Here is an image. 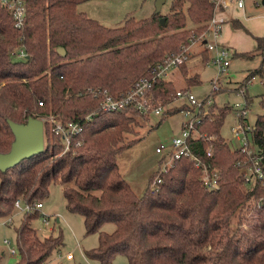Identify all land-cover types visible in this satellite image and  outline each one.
Instances as JSON below:
<instances>
[{"label": "trees", "instance_id": "trees-1", "mask_svg": "<svg viewBox=\"0 0 264 264\" xmlns=\"http://www.w3.org/2000/svg\"><path fill=\"white\" fill-rule=\"evenodd\" d=\"M83 1L25 0L21 27L0 2V152L9 151L15 139L10 120L27 122L30 116L38 117L40 109L66 120L81 118L99 106L90 87L127 90L139 76L149 74L153 64L189 41L190 24L198 31L206 28L214 10L211 0H172L166 14L130 16L122 25L110 27L79 10ZM235 25L244 27L238 20ZM255 38L256 51L264 54V35ZM17 45L26 49L24 58L11 53ZM60 48L66 50L64 55ZM256 73L264 81L263 63L246 78ZM184 74L189 83L197 80ZM153 92L155 103H168L176 88L163 77ZM183 107L172 106L164 116ZM129 112L138 113L131 108L100 110L84 124L83 143L62 154L61 137L45 121V150L0 168V217L13 212L19 197L43 201L56 181L63 186L68 208L84 217L86 232L99 233L98 246L86 255L101 264H112L118 254L125 255L128 264H264V186L252 191L242 187L235 164L242 153L220 136L228 108L203 116L198 123L201 131L216 137L211 160L221 169L220 187H206L201 169L183 157L162 174L157 188L150 180L141 195L117 161L118 142L131 127ZM255 124L264 144V113ZM209 142L194 141L196 152L204 155ZM252 199L261 200V205L246 214ZM38 214L39 210L26 212L21 218L16 264H43L61 251L62 234H37L31 219ZM108 222L115 224L112 231L104 229Z\"/></svg>", "mask_w": 264, "mask_h": 264}, {"label": "rangeland", "instance_id": "rangeland-1", "mask_svg": "<svg viewBox=\"0 0 264 264\" xmlns=\"http://www.w3.org/2000/svg\"><path fill=\"white\" fill-rule=\"evenodd\" d=\"M171 3L172 0H165L158 8L157 0H85L78 5V8L106 26L114 27L122 25L130 16L141 19L150 17L158 11L161 14H166L171 10ZM262 4L263 6L252 11L253 14L256 13L253 22L260 26L264 25V3ZM189 27H191L190 35L198 31L194 24H190ZM205 29L197 33H202ZM242 37L244 44L247 45L249 36L242 35ZM194 54L195 51L186 61L187 68H182L184 72L193 70L200 75V81L190 86L191 91L198 99H204L212 92L213 79L219 77L220 89L213 95L214 103L217 106V111L221 108H228L220 136L227 139L232 147H239L241 141L234 131V126L239 120L235 115L233 106L237 101L244 103L248 99L251 112L246 122L251 125L255 124L259 114L264 113V81L261 78V73H256L257 78L252 83L247 84L244 94L239 93L238 90L247 75L264 63V54L250 51L233 55L231 63L224 72L220 71L214 64H207L201 55ZM182 70L181 66H174L170 69L168 78L174 81L176 88L183 85ZM191 77L198 79L197 74H192ZM176 103H179V100ZM37 112L39 113L38 117L45 121L46 114L41 109ZM128 115L132 118L130 120L131 127L129 130L123 131L122 140L118 142L117 146L120 149L117 154V161L123 176L131 183L135 192L141 195L149 181L154 180V172L161 157V153L156 150L157 146L161 143L166 145L171 143L173 138L181 132L183 122L188 116L183 110H177L165 116L156 113L150 116H142L133 112H129ZM161 119L162 121H160ZM252 134V132L249 133L251 139ZM49 188V195L43 199L42 212L39 211V214L36 218L31 219V222L40 237L62 234L64 243L61 251H55L43 264H101L97 259L86 255L87 250L98 246L99 233L86 232L84 217L68 208L64 189L60 182H52ZM248 204L243 211L246 214H250L253 212L252 208L258 206L256 199L249 200ZM25 214V211L14 207L10 215L0 217V264H16L17 262L18 252H13L12 248H17V228ZM45 214L50 216V223L48 224L44 222ZM57 216L59 221L56 219ZM10 217L12 219L7 220ZM236 221L235 217L233 220L234 228L237 225ZM114 227L115 224L112 222L104 225V229L108 231H112ZM6 239L10 242H7ZM69 252L73 254V257L67 256ZM112 264H128L127 257L118 254L113 259Z\"/></svg>", "mask_w": 264, "mask_h": 264}, {"label": "built area", "instance_id": "built-area-1", "mask_svg": "<svg viewBox=\"0 0 264 264\" xmlns=\"http://www.w3.org/2000/svg\"><path fill=\"white\" fill-rule=\"evenodd\" d=\"M214 4V10L211 19L202 33L193 32L189 36V41L183 43L178 51L167 53L163 60L153 64L149 74L139 76L135 82L124 91H112L108 87H90V92L99 101V106L83 115L79 119L66 120L54 111L45 113L46 119L54 134L59 135L62 139L63 149L61 154L66 151H72L83 143V138L80 137L84 124L94 120L97 113L101 111H113L124 108L137 110L138 114H146L150 116L153 113L164 115L166 110L172 106H184L182 110L188 118L183 122L181 132L176 135L171 143H161L156 150L161 153V157L157 163L154 180L151 186L157 188L162 182V174L173 166L180 158L187 157L193 160L194 165L201 169L202 182L209 189H217L221 185V169L213 163V143L214 134L208 135L207 132L201 131L198 123L202 117L217 111V106L214 103V93L220 89L218 84L219 77L213 79L212 92L204 98L198 99L189 87L176 88V92L172 100L168 103L154 102V84L159 78H167L170 69L174 66H180L188 61L195 51V46L204 45L205 50L210 52L206 62L214 64L220 71L227 70L231 63V57L234 55L233 49L220 42L219 37L223 30L225 16L221 13L233 7L244 8L246 0H211ZM12 13L15 20V25L21 27L24 24L26 16L25 0H0ZM263 0H256V4L261 5ZM211 37V39H210ZM196 44V45H195ZM11 53L18 57L24 58L27 55L26 49L23 46H14ZM257 78L253 74L245 79V82L238 88L239 93H245L247 84L252 83ZM263 80V79H262ZM246 88V89H245ZM247 98V97H246ZM179 100L178 105L175 104ZM174 101V103H173ZM43 104V101H39ZM214 108V109H213ZM233 109L238 118L237 125L234 126L237 138L241 141L239 149L241 156L235 161L238 166V178L242 182V187L246 191H252L257 185L264 186V144L258 139L256 124L251 125L246 122L251 112L248 99L242 103L237 101ZM131 111V110H130ZM44 121V122H45ZM252 132L253 137L250 138L249 133ZM210 141L205 148V154L201 155L196 152L197 148L194 141L196 140ZM227 140V139H226ZM228 141V140H227ZM229 143V141H228ZM230 144V143H229ZM257 200V199H256ZM257 204L261 205V200H257ZM44 206L42 200L30 202L22 197L15 201V207L25 212H33L39 210L42 212ZM12 217L7 220H11ZM44 222L50 223V216L45 214ZM7 242L10 240L6 239ZM13 252L17 251L16 247L12 248ZM73 257L71 252L67 255Z\"/></svg>", "mask_w": 264, "mask_h": 264}, {"label": "crops", "instance_id": "crops-1", "mask_svg": "<svg viewBox=\"0 0 264 264\" xmlns=\"http://www.w3.org/2000/svg\"><path fill=\"white\" fill-rule=\"evenodd\" d=\"M264 2V1H263ZM263 6V4L258 5L256 4V0H246V5L244 8H239V7H233L232 9H228L226 11H223L221 14L225 16V22L223 25V30L222 33L219 37L220 42L223 44H226L230 46L233 51L235 52L234 55H240L245 52H250L254 51L256 52V47H257V41L255 36L264 35V25L262 24L257 25L255 22H253L254 16L256 13H252V11L259 7ZM240 21L244 24V27H239L235 25V21ZM242 35H247L249 36V43L244 44L243 42V37ZM195 54L194 55H201L203 57V60L206 62V54L209 55L210 52L208 53L207 50H205L204 45H196L195 47ZM193 55V56H194ZM264 64V63H263ZM184 68V67H183ZM187 68V66H186ZM182 70V67H181ZM183 71V70H182ZM189 71V69H188ZM195 75L197 74L198 79L193 82L189 83L186 79V75L184 74V80H183V85H180V87H189L194 84L198 83L200 81V75L198 72H194L193 70L191 72H187V76H192V74ZM257 76V75H256ZM263 79V77L261 76ZM170 79V78H169ZM174 84V81L170 79ZM176 88V86H175ZM176 104V102H175ZM178 105V103L176 104ZM57 221H59V217L57 216Z\"/></svg>", "mask_w": 264, "mask_h": 264}, {"label": "water", "instance_id": "water-1", "mask_svg": "<svg viewBox=\"0 0 264 264\" xmlns=\"http://www.w3.org/2000/svg\"><path fill=\"white\" fill-rule=\"evenodd\" d=\"M164 1L157 0L158 8H160ZM161 21L164 23V16L161 17ZM59 50L63 55L66 52L64 48H60ZM10 125L15 134V139L9 151L0 152V168L3 170L18 164L25 158L43 152L46 148L43 119L30 116L27 122L10 120Z\"/></svg>", "mask_w": 264, "mask_h": 264}]
</instances>
